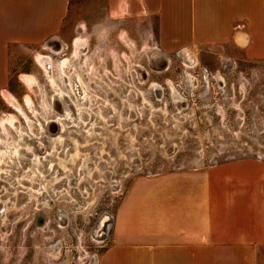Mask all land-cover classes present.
<instances>
[{
    "label": "rangeland",
    "instance_id": "rangeland-1",
    "mask_svg": "<svg viewBox=\"0 0 264 264\" xmlns=\"http://www.w3.org/2000/svg\"><path fill=\"white\" fill-rule=\"evenodd\" d=\"M156 26L112 19L107 0H69L64 54L13 48L5 89L19 108L0 92V264H95L136 178L264 162V59L233 44L162 53ZM77 39L86 49L74 53Z\"/></svg>",
    "mask_w": 264,
    "mask_h": 264
},
{
    "label": "crops",
    "instance_id": "crops-1",
    "mask_svg": "<svg viewBox=\"0 0 264 264\" xmlns=\"http://www.w3.org/2000/svg\"><path fill=\"white\" fill-rule=\"evenodd\" d=\"M68 8L69 0H0V92L15 46L53 53L44 45L52 37L66 43ZM107 11L114 20L156 17L162 53L233 44L264 59V0H107ZM95 264H264V162L247 157L136 178Z\"/></svg>",
    "mask_w": 264,
    "mask_h": 264
},
{
    "label": "bare ground",
    "instance_id": "bare-ground-1",
    "mask_svg": "<svg viewBox=\"0 0 264 264\" xmlns=\"http://www.w3.org/2000/svg\"><path fill=\"white\" fill-rule=\"evenodd\" d=\"M125 38V37H124ZM55 41V44H56V47L58 48L59 46V43L57 42V38L56 37H52V39L50 40V42H46L45 45H47L48 48H50L51 50L55 51V46L54 44H52L51 42H54ZM125 41L127 43H130V45L132 44L127 38H125ZM82 44V42L77 39L75 42H74V47H75V50H74V53H77V50L79 48V46ZM133 46V45H132ZM38 62L41 64V66L44 68V69H48L47 66L49 65V60H50V57L48 55H44V54H40L39 58L37 59ZM187 65H189L190 67L191 66H194L197 64V58L193 57L192 61L188 64L187 62H185ZM22 79L24 81H26L27 83H30L32 82V78L29 76V75H23L22 76ZM154 85H157V84H154ZM174 90V89H173ZM175 91V90H174ZM176 92V91H175ZM2 95H3V98L8 101L9 103H11L12 105H14L15 107L18 106V103L17 101L15 100V98L12 96V94L10 92H8L7 90H4L2 92ZM29 103V102H28ZM19 108V106L17 107ZM48 124V128L50 131L52 130H55L56 129V126L54 124H52L51 122L47 123ZM104 222H105V219L103 218V220L101 221V225H104Z\"/></svg>",
    "mask_w": 264,
    "mask_h": 264
},
{
    "label": "flooded vegetation",
    "instance_id": "flooded-vegetation-1",
    "mask_svg": "<svg viewBox=\"0 0 264 264\" xmlns=\"http://www.w3.org/2000/svg\"><path fill=\"white\" fill-rule=\"evenodd\" d=\"M58 48H59L58 53H62V54H64V53H65L64 50L67 48V45H66V43L63 42L61 45L58 46ZM141 75H142V74H141ZM63 76H65V75H63ZM67 85H68V84H67ZM73 88H74L75 90H82V89H83L81 83H80V84L76 83V84L73 86ZM72 90H73V89H72Z\"/></svg>",
    "mask_w": 264,
    "mask_h": 264
}]
</instances>
